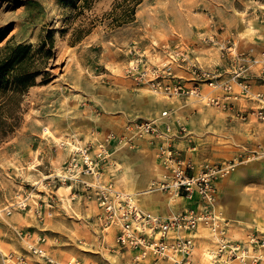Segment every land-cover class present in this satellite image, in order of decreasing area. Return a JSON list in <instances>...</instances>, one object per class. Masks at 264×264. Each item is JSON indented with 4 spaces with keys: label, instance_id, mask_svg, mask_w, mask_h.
Listing matches in <instances>:
<instances>
[{
    "label": "rangeland",
    "instance_id": "1",
    "mask_svg": "<svg viewBox=\"0 0 264 264\" xmlns=\"http://www.w3.org/2000/svg\"><path fill=\"white\" fill-rule=\"evenodd\" d=\"M263 6L264 0H141L137 5L132 0H0V34L4 33L0 58L8 44L31 45L32 53L43 48L36 55L43 63L42 73L19 103L20 124L0 143V264H173L172 259L135 260L133 251L117 246L109 229L100 227L98 211L88 208L83 216L68 210L58 197L61 193L56 194L64 183L52 176L41 180L36 171L34 156L39 150L52 159L68 148L71 157L76 141L90 134L82 130L92 131L95 151L100 144L107 148L108 161L111 140H118L119 149L138 150L149 137L136 134L130 122L143 120L147 111H158L150 120L169 127L172 138L187 142L193 163H235L225 180L230 178V217L215 213L228 223L225 237L244 241L250 233L264 236V120L254 114L255 95H264ZM200 16L211 18L213 36L201 35L200 29L207 26L197 20ZM232 16L249 18V36L230 30ZM204 44L219 55L215 66L192 60L191 53H202ZM45 51L47 59L40 56ZM166 64L186 85L202 82L200 71L231 85L226 106L195 98L168 101L150 74L152 67ZM253 83L263 87L252 92ZM201 89L211 90L203 83ZM80 107L86 108V115ZM46 122L62 131L59 137L45 131L52 132ZM144 161V171L158 180L157 164ZM241 167L245 169L240 180L234 181ZM154 192L170 209L184 206L179 198ZM19 194H27L37 209L15 203ZM195 236L193 264H242L213 262L210 231L198 228ZM34 248L43 250L53 263Z\"/></svg>",
    "mask_w": 264,
    "mask_h": 264
},
{
    "label": "built area",
    "instance_id": "2",
    "mask_svg": "<svg viewBox=\"0 0 264 264\" xmlns=\"http://www.w3.org/2000/svg\"><path fill=\"white\" fill-rule=\"evenodd\" d=\"M150 74L154 87L168 98H195L222 108L230 98L231 85L219 82L209 71H200L198 78L203 81H195L192 85L178 80L170 64L152 67ZM202 83L211 90L203 93ZM215 90L223 93L221 97L213 94ZM254 100L258 104L254 114L264 120V95L258 93ZM130 128L136 134L147 135L156 141V158L162 173L158 180L151 183L150 191L186 199L192 206L170 217L147 213L131 195L118 191L110 183H100L101 166L108 162L109 157L103 144L98 146L97 151L89 146L74 148L57 180L64 184L81 185L86 199L95 201L101 210L104 228L116 227L117 246L133 251L137 261L150 257L153 262L172 259L173 264H193L195 233L199 227H204L210 231L215 243V249L210 251L213 262L223 259L239 260L242 264H264V236L250 233L244 241L229 240L225 237L228 223L216 216L214 211L216 182L228 177L235 163L195 164L183 158L169 141V127L163 130L153 120L131 121ZM84 175L92 176L93 181L81 180ZM34 252L53 263L43 250L34 248Z\"/></svg>",
    "mask_w": 264,
    "mask_h": 264
},
{
    "label": "crops",
    "instance_id": "3",
    "mask_svg": "<svg viewBox=\"0 0 264 264\" xmlns=\"http://www.w3.org/2000/svg\"><path fill=\"white\" fill-rule=\"evenodd\" d=\"M264 7V6H263ZM197 20L200 21V23L203 26H207L204 28L200 29L201 35H209L213 36L216 32L213 31L210 27H208V24L211 22V18L208 17H197ZM249 21V18L247 16L244 17H239V16H232L230 17V30L233 28L237 36L240 35H246L247 32V23ZM236 30L234 29V26ZM255 35V33H254ZM249 36V35H246ZM239 43H241L239 41ZM243 43V42H242ZM242 43L240 44L242 46ZM178 44V43H177ZM176 44V45H177ZM178 46V45H177ZM210 48L209 45H203L202 48L199 49L202 53H191L192 60L195 59L198 64L201 66H206V65H216L219 62V55L215 54L213 50L211 49H206ZM166 58V56H165ZM163 58V59H165ZM183 65V64H182ZM175 72V71H174ZM179 71L176 70V76H178ZM187 77V75H186ZM263 87V84H258L257 86L253 83L252 88L250 89L252 92H258L260 91L258 88ZM204 90V89H203ZM258 90V91H257ZM172 101L177 100V101H184L186 100L185 97H177V98H170ZM253 103V102H251ZM256 103V102H255ZM164 104H170L164 102ZM158 106H161L160 103L157 104ZM78 106V105H77ZM257 107V104H256ZM83 115H86V108L80 107L78 108ZM158 111L156 112H146L145 116L143 117L144 119H149L150 118H156L158 117L157 114ZM48 123V122H46ZM49 126L51 127L52 132L54 133V137H59L60 133L62 131H59L58 128H54L51 123H48ZM83 128V126H81ZM161 129H165V127L159 126ZM81 132V130H78ZM82 132L85 133H90L85 138L79 139L76 141L75 144L78 145V147H85L89 146L91 147L93 142V138L90 136L92 131L89 130H82ZM70 133V132H68ZM99 136L102 135V133L98 134ZM98 136V137H99ZM176 137V136H175ZM172 138V134L169 133L168 138L170 143L178 149L181 152V156L183 158H186L188 160H196L193 153H190L189 147L187 145V142L180 137ZM118 140H111L108 143L109 146V151H112V158H109V161L101 166V175H100V183H110L113 185L118 191H121L123 193L131 195L134 199L136 198L138 204L141 206V208L150 214L153 215H159L162 217H167L171 214L178 213L185 208L191 207L192 203H190L186 199H181L183 200L182 203L184 206L178 210H173L172 208L170 209V205H168V202L165 200H162V196L160 194L154 192V193H148L147 195H144V198L138 197L136 192L142 193L147 191V188L150 184L151 181L154 180L153 177H151L149 171H144L146 169L145 167V161L144 158L149 159L152 163V165H156L159 167V171L161 174V167L158 165V160L156 158V141H153L151 139H148L147 141H144L141 143L140 148L138 150L134 151H127L125 149H119V145L117 144ZM89 144V145H88ZM93 149V147H92ZM193 152V151H192ZM70 151L67 149H62L60 150L58 158H50L48 159V156L42 154V151H38V155L35 154L34 159H36V166L37 168V173L41 176V180L48 178L49 176H52L54 179L63 172L64 165L65 163L69 160L70 158ZM44 162V163H43ZM43 163V165H39ZM117 165V169L115 167ZM120 166V167H119ZM121 168V169H120ZM240 174L242 175V171L240 173H235L234 174V181H238L240 177ZM114 175V176H113ZM113 176V177H112ZM125 178V179H124ZM81 180L85 182H92L93 177L90 175H84L80 178ZM227 178L224 179H219L216 182V187H217V201L214 206V211H216L222 215V213L226 214L228 218L230 217V178L228 181H225ZM238 185V184H236ZM61 193V196L58 195V193ZM135 192V193H133ZM28 194V193H27ZM27 194H19V197L15 200V203H23V205H29L31 208L37 209V207H34V203H30L32 199L27 196ZM56 194L58 197L61 199L62 203L64 206H67L68 210L76 212V211H81L83 213V216L87 215L88 208L89 209H95L96 212L98 211V214L101 215L99 219V224L102 229L106 231V229H109L110 235H111V240L114 243L116 234H117V229L116 227H106L104 228V222L102 219V213L101 210L97 207L95 201L92 199L87 200L85 197V192L83 188L81 187L80 184H75V183H65L62 186H60L56 190ZM30 195V194H29ZM43 206V205H42ZM41 206V207H42ZM177 208V207H175ZM83 223V222H82ZM84 224V223H83ZM81 226V224H79ZM204 229V227H199ZM108 234V233H107ZM120 249V248H118ZM47 250V249H46ZM48 252V251H47ZM163 264H168L167 262H164Z\"/></svg>",
    "mask_w": 264,
    "mask_h": 264
},
{
    "label": "trees",
    "instance_id": "4",
    "mask_svg": "<svg viewBox=\"0 0 264 264\" xmlns=\"http://www.w3.org/2000/svg\"><path fill=\"white\" fill-rule=\"evenodd\" d=\"M134 5L141 0H132ZM132 13V9H131ZM4 33L0 34V41ZM49 46L53 48V41L50 35ZM5 53L0 58V143L4 141L20 124L21 110L20 100L27 89L36 85V78L42 73V62H38L37 54L42 53L40 46L34 53L33 47L27 44H17L4 47ZM48 52L40 55L42 58H49ZM44 62V61H43ZM47 73L44 74L46 82ZM43 81H41L42 83Z\"/></svg>",
    "mask_w": 264,
    "mask_h": 264
},
{
    "label": "bare ground",
    "instance_id": "5",
    "mask_svg": "<svg viewBox=\"0 0 264 264\" xmlns=\"http://www.w3.org/2000/svg\"><path fill=\"white\" fill-rule=\"evenodd\" d=\"M45 131L47 132L48 131V133H50V135L54 138V135L52 134V132L48 129V128H45ZM56 138V137H55ZM60 145V144H59ZM244 169L245 168H243V167H241V168H239L235 173H240L241 171H244ZM234 173V174H235ZM125 179V178H124ZM154 191H145V192H142V193H139V192H136V194H137V196L138 197H141V198H144L145 196L144 195H147L148 193H153ZM133 193H135V192H133ZM179 199H182V198H179ZM205 259H207V258H205ZM208 261V260H207Z\"/></svg>",
    "mask_w": 264,
    "mask_h": 264
}]
</instances>
